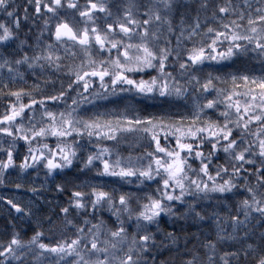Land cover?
<instances>
[{"label":"snow or ice","instance_id":"obj_1","mask_svg":"<svg viewBox=\"0 0 264 264\" xmlns=\"http://www.w3.org/2000/svg\"><path fill=\"white\" fill-rule=\"evenodd\" d=\"M249 61L264 68V0H0V185L33 194H0V264H264ZM97 101L115 106L81 115Z\"/></svg>","mask_w":264,"mask_h":264},{"label":"trees","instance_id":"obj_2","mask_svg":"<svg viewBox=\"0 0 264 264\" xmlns=\"http://www.w3.org/2000/svg\"><path fill=\"white\" fill-rule=\"evenodd\" d=\"M239 2V0H238ZM260 66V63L258 61H249L247 64V68L253 72H255L256 67ZM226 70V69H225ZM256 73V72H255ZM29 83H31V81H29ZM122 96L126 97L127 99H131L133 100L134 103L139 104L141 102L136 100V98L132 97V94H121ZM118 98L116 97L115 99H111L113 101L117 100ZM51 103V102H50ZM70 103V101H69ZM143 105L146 107V110L149 112H156L158 108H160V105L158 102H153V101H142ZM99 105H102L103 107L99 108V109H95V108H90L88 110L89 114L87 115H91L92 113H94L95 111L99 110V111H104L105 108L107 109H111L112 107H114V104L109 103L108 101H105L103 103H98ZM155 105V106H153ZM122 106V104H121ZM61 107H63V105H61ZM165 109L169 112H175V111H180V109H175V108H168L167 106H164ZM0 111H2V105H0ZM93 111V112H92ZM81 115H84V112H81ZM121 150L123 151L124 155H127L130 151L135 154V152L140 151L139 148H135V146H129L128 144H122L121 145ZM9 179V183H7L6 185H0V194H7L10 196H15L18 199L27 202V200L31 197H33V194L30 191H27L26 189H21V190H16L12 187V183L14 182H22L19 181L17 179V177L15 175L11 176L8 178ZM32 179L35 180L36 185L38 186L40 182L43 181V174H41V176L39 177V179H37L35 177V174L33 173ZM45 183V188L47 189V191H44L43 195L49 199V200H53V203H55L56 199H59V197H57V194L52 191V185L50 183V181H44ZM128 188H130L132 191L136 190V187L131 185V186H127ZM152 187H155V185H152ZM43 202V201H41ZM6 208L4 206V204L2 202H0V230L3 229V226L6 223V220L4 219V217L6 216ZM181 224L184 225V227L186 229H188L191 232H198V227L196 225H194L191 221H187V222H181V223H177L174 224L173 222H170L169 220H166L165 218L162 219L161 221V228L167 231H171L174 228L175 229H179ZM35 226V222H33V227ZM200 227H203V225H201ZM25 231L28 232L29 235H31V231L29 228L25 227ZM165 256H167V253H164V256L160 257V258H164Z\"/></svg>","mask_w":264,"mask_h":264},{"label":"rangeland","instance_id":"obj_3","mask_svg":"<svg viewBox=\"0 0 264 264\" xmlns=\"http://www.w3.org/2000/svg\"><path fill=\"white\" fill-rule=\"evenodd\" d=\"M226 63H230V62H226ZM261 71H264V68H262L261 67V65L260 66H258V67H256V70H255V72H256V74H260V72ZM116 97H111L110 99H115ZM136 100H138V101H142V98H139V97H136ZM144 101V100H143ZM146 101V100H145ZM103 102H105V101H97V104L98 103H103ZM83 108L84 109H87V110H89L90 108L92 109L93 107H92V105H89V104H85V105H83ZM93 112V111H92ZM87 114H89V112L88 111H85L84 112V115L85 116H88ZM130 146V145H129ZM131 147V146H130ZM131 186V185H130ZM133 186H135V185H133ZM136 187V186H135ZM163 218H165L166 220H169L170 222H173V219L172 218H168V217H163ZM181 223V222H180ZM183 223V222H182Z\"/></svg>","mask_w":264,"mask_h":264}]
</instances>
